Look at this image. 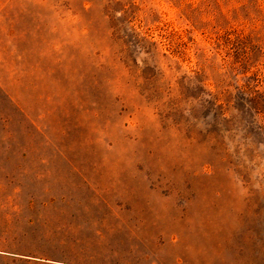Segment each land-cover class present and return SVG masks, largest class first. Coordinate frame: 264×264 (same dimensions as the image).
Wrapping results in <instances>:
<instances>
[{
	"label": "rangeland",
	"instance_id": "obj_1",
	"mask_svg": "<svg viewBox=\"0 0 264 264\" xmlns=\"http://www.w3.org/2000/svg\"><path fill=\"white\" fill-rule=\"evenodd\" d=\"M0 264H264V0H0Z\"/></svg>",
	"mask_w": 264,
	"mask_h": 264
}]
</instances>
